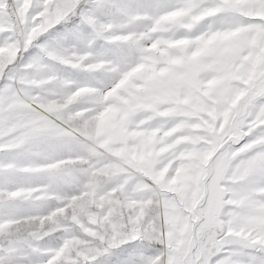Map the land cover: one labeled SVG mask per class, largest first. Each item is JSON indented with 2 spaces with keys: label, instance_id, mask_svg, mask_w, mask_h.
I'll return each mask as SVG.
<instances>
[{
  "label": "snow or ice",
  "instance_id": "1",
  "mask_svg": "<svg viewBox=\"0 0 264 264\" xmlns=\"http://www.w3.org/2000/svg\"><path fill=\"white\" fill-rule=\"evenodd\" d=\"M0 264H264V0H0Z\"/></svg>",
  "mask_w": 264,
  "mask_h": 264
}]
</instances>
